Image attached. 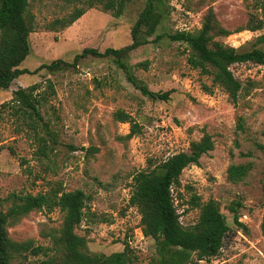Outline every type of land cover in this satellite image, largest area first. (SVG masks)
Masks as SVG:
<instances>
[{
    "label": "rangeland",
    "instance_id": "1",
    "mask_svg": "<svg viewBox=\"0 0 264 264\" xmlns=\"http://www.w3.org/2000/svg\"><path fill=\"white\" fill-rule=\"evenodd\" d=\"M87 1L30 2L35 29L30 34L31 53L21 68L31 73L0 90V209L7 211L24 194L82 189L89 200L76 232L85 236L90 253L121 252L128 242L133 264H162L155 240L144 235L138 207L130 205L134 176L173 154L194 153L192 145L209 134L214 149L183 170L180 184L173 188L175 204L181 223L189 228L198 222L201 205L214 199L230 229L218 256L199 260L192 253L184 264H264V65L231 66L243 84L235 104L223 88L213 85L211 75L190 66L184 43L166 36L197 31L212 8L220 24L232 32L216 40L241 50L264 48V42H257L264 34V0H163L167 14L150 39L164 37L132 50L124 60L149 89L169 91L168 100L144 95L113 56L89 54L76 66L37 70L57 59L72 63L86 47L104 51L131 44V30L147 0L127 1L120 15L105 9L107 0H93V7ZM78 9L85 13L63 27L60 20ZM255 17L262 19V29L248 30ZM34 84H39L41 117L12 100L15 90ZM119 112L129 115L140 131L128 137L132 123L122 121ZM248 162V175L231 181L230 166ZM235 210L248 231L235 223ZM63 218L58 208L42 209L11 222L13 240H33L48 251L26 252L27 257L14 264H65L51 237Z\"/></svg>",
    "mask_w": 264,
    "mask_h": 264
},
{
    "label": "trees",
    "instance_id": "2",
    "mask_svg": "<svg viewBox=\"0 0 264 264\" xmlns=\"http://www.w3.org/2000/svg\"><path fill=\"white\" fill-rule=\"evenodd\" d=\"M127 1L129 0H107L104 7L120 15ZM30 2L31 0H0V90L9 89L15 79L31 73L30 70L21 68L31 53L30 34L35 29L34 16L29 9ZM87 3L89 7L94 6L93 0H88ZM262 9L264 11V3ZM84 13V9H78L72 17L60 20V23L63 27L68 26ZM166 14L167 9L163 0H147L145 8L131 30V44L121 48L108 47L104 51L86 47L81 54L75 56L72 63L57 59L49 64H42L37 70L45 68L55 72L76 66L80 58L89 54L102 58L113 56L115 64L144 95L153 99L168 100L169 91L155 92L149 89L132 72V66L124 60L132 50L149 42L156 43L164 37L158 34L154 39H150L156 34ZM262 27V19L255 17L247 29L257 31ZM230 34L232 32L220 24L211 8L202 27L197 31L179 30L166 36L171 41L184 43L190 51L188 56L190 66L211 75L213 85L223 88L236 104L243 84L234 75L231 66L247 62L264 65V48L241 50L216 40L218 36L226 37ZM257 42H264V34L257 37ZM49 87L53 88L52 84ZM38 88L39 84L19 88L13 92L12 100L31 109V113L37 117H41L39 108L41 99L36 94ZM118 116L122 121L132 123L128 137L140 131L139 125L133 122L129 115L119 112ZM192 147L194 153L173 154L154 168L139 171L134 176L135 188L130 205L138 207L142 216L144 235L155 240L159 261L162 264H184L192 253H196L199 260H210L218 256L223 247L224 237L230 229L226 216L214 199L201 205L199 220L194 226L185 227L180 221L173 188L180 184V176L186 167L198 164L202 154L214 149L212 136L205 134L203 139L194 143ZM251 168L250 162L232 164L228 172L229 179L240 181L248 175ZM88 200L89 196L82 189L65 191L54 188L46 193L17 196V201L7 211L0 209V264H14L19 257H27L26 252L32 255H47V248L36 245L33 240L22 242L13 240L9 235L8 225L33 210L53 211L57 208L64 213V218L61 228L51 237L57 246L56 249L62 251L65 264H133L135 257L128 242L121 252L98 254L88 251L85 236L76 232V228L85 219ZM236 205L240 207L242 204L237 202ZM234 221L248 231V227L239 220L236 210ZM262 230L264 231V217ZM38 264L51 263L50 260H42Z\"/></svg>",
    "mask_w": 264,
    "mask_h": 264
}]
</instances>
